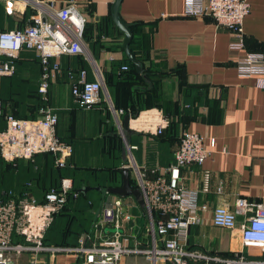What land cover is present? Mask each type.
Listing matches in <instances>:
<instances>
[{"label":"crops","instance_id":"1","mask_svg":"<svg viewBox=\"0 0 264 264\" xmlns=\"http://www.w3.org/2000/svg\"><path fill=\"white\" fill-rule=\"evenodd\" d=\"M48 1H55L59 7L68 3L77 4L87 16L94 33L100 31L101 35L100 43L95 47L91 41L85 40V54L61 56L59 61L63 71L50 86V104L59 117L58 135L74 147L71 166L61 169L59 178H73L75 188L78 183L81 187H92L99 181L120 186L123 182L122 164L128 162V154L125 139L119 133L123 118L129 112L116 116L107 108L106 102L85 109L72 93V83L77 81L80 74H75L74 70L83 68L87 71L88 80L103 78L106 87L103 96L107 93L113 102L106 83V74L110 73L114 62L126 64V53L121 45L124 33L112 19L111 6L115 0ZM250 2L251 12L244 22L246 48L242 51L230 49L232 34L227 28L218 25L212 17L185 15L186 0H122L120 7L123 20L129 24L153 23L152 27H146L145 32L151 46L146 64H152L154 68L152 73L155 78V103L145 107L136 117L139 116L141 121H145L144 117L157 110L165 116L169 111L175 114L174 121L180 130L185 126L186 130L206 136V146L211 149V154L203 164H193L182 173L186 186L199 190L200 202L207 203L211 210L220 205L233 208L238 197L264 202V88L257 86L256 76H242L236 68L237 59L244 52L264 53V0ZM0 3L3 27L13 29L29 23L34 11L31 7L8 14L4 1L0 0ZM19 60L21 63L17 69L19 67L21 72L14 87L9 82L10 77H0V98L4 94L13 97L21 94L23 100H26L27 86L32 88L39 84L41 73L37 53L24 50ZM70 69H74L73 79L69 78ZM33 78L36 79L35 83L32 82ZM142 82L136 88L145 89L147 85ZM15 102L8 103L7 109L10 110ZM157 103L161 105L158 106ZM149 125L151 127L145 129L130 126L134 130L130 135V144L137 146L133 150L134 158L139 166L148 169L169 165L174 160L176 143L158 139L152 130V123ZM4 127L5 118L0 116V128ZM119 136L121 144L115 146ZM211 139H215L214 147L210 144ZM96 141L99 142L98 145ZM90 150L107 154L115 163L101 168L85 163L86 152ZM50 160L54 166L53 156L45 153L35 157L34 166V161L30 160L18 159L11 164L0 159V183L4 185L7 180V186L0 189V195L5 189L24 188L30 181L34 195L42 199L45 188L53 180V176L45 168ZM117 166L120 169L115 174L109 175L106 171H101ZM134 175L130 170L131 180L136 183ZM52 182L54 184L55 180ZM220 186L221 192L218 189ZM96 187L98 186H93L88 191L87 201L90 204L101 199L100 203L103 205L106 199L116 195L107 190L106 193L98 192L93 189ZM124 198L133 205L131 211L139 216L137 232L141 235L145 227V219L141 215L144 207L133 196ZM97 207L87 209L85 201L80 200L79 217L80 221L87 223L85 229L68 243H45L55 246L76 245L81 235L91 231L99 213L94 214ZM63 218L60 217L53 228L61 227ZM204 218L203 224L190 227V248L201 249L212 257L220 258L234 257L237 254L253 258L261 256L257 245H245L242 242L239 230L214 226L211 222V211L205 213ZM21 256V264H34L31 262L33 255L25 253ZM35 264H82V260L73 254L58 253L52 256L42 253ZM120 264L173 263L131 255L123 257Z\"/></svg>","mask_w":264,"mask_h":264},{"label":"built area","instance_id":"2","mask_svg":"<svg viewBox=\"0 0 264 264\" xmlns=\"http://www.w3.org/2000/svg\"><path fill=\"white\" fill-rule=\"evenodd\" d=\"M3 1L8 14L29 7L34 11L24 27L0 31V77L15 73L16 60L22 51H35L41 65L39 93L44 103L39 108V117L18 118L13 113L4 114V101L0 98V116L5 118V127L0 128V157L7 161L34 160L38 154L50 153L56 168L70 167L74 147L58 135L59 117L50 104L49 90L63 71L59 58L87 52L84 32L88 18L75 3L59 7L55 1L48 0ZM185 4V15L210 16L227 28L233 36L231 50L246 48L244 22L251 12L250 0H186ZM236 68L242 76H256L257 86L264 88L263 52H244L237 59ZM68 74L70 79L74 78L72 71ZM104 89L103 78L88 80L85 69L72 83L74 98L83 108L91 109L106 102L116 116L124 114L125 110L117 109L107 93L103 96ZM129 115L131 127L136 122L135 128L145 129L152 123L155 134H161L170 123L160 110L144 117L145 121L130 112ZM206 140L199 132L184 130L173 162L150 169L137 164L133 155L137 146L126 145L131 162L128 159L122 168L134 170L137 188L146 203L141 214L145 219L141 235L137 232L139 216L131 211L133 205L115 195L104 201L91 231L81 235L76 245H47L45 238L56 214L71 196L80 197L73 178L62 177L57 186L45 191L42 199L27 192L5 190L0 198V264H13L12 257L25 253L33 255L34 264L42 253L73 254L82 264H120L123 257L131 255L169 260L173 264H264V202L238 197L233 208L220 205L211 210L207 203L200 202L199 190L184 183L183 170L203 164L211 154ZM210 144L214 147L215 139ZM218 189L221 192L222 186ZM210 211L214 226L239 230L242 242L257 245L261 256L237 254L220 258L190 248V227L203 224L204 214Z\"/></svg>","mask_w":264,"mask_h":264},{"label":"trees","instance_id":"3","mask_svg":"<svg viewBox=\"0 0 264 264\" xmlns=\"http://www.w3.org/2000/svg\"><path fill=\"white\" fill-rule=\"evenodd\" d=\"M24 18V16H21ZM20 17V18H21ZM3 21V16H2V9H1V3H0V31L4 29H9L6 27H3L2 24ZM107 24V23H106ZM153 23H146V22H135L130 24V28L132 30V38L130 41V47L132 49V52L134 53L135 57L140 61L143 71L138 72L134 63L129 60V58L126 56V64L121 63V62H114L111 65V70L110 73L106 74V83L107 86L112 94L114 106L117 109H124L125 112H130L134 117H136L145 107H150L155 103V94L153 91H155V78L154 74V68L151 65L146 64V60L148 59V54L150 51V44H149V37L148 34L145 32L146 27H152ZM19 27V26H18ZM16 27V28H18ZM22 28V27H20ZM98 31L97 33H94L92 25H90L88 22L85 27V32H84V40L91 41L92 45L95 47V45L100 43L101 40V35ZM122 48L124 49L123 44ZM82 55V54H77ZM76 56V55H74ZM2 57H0V60ZM39 62V67H40V73H41V65L40 61ZM21 61L19 58L16 60L17 66ZM124 66H127L126 69H124ZM19 69V67H18ZM16 69L15 73L11 76H5V77H10L11 79L9 80L10 84L14 87L16 81L18 80V76L21 72ZM80 69V68H79ZM83 68L80 70H74L75 74L79 73ZM72 69L68 71H72ZM40 81V80H39ZM140 81L145 82L147 85L145 89H138L136 88V85L140 83ZM32 82H36V79H32ZM142 82V83H143ZM21 90V89H20ZM28 90V96L27 99L23 100L22 95L20 94L17 97H13V95L9 94H4L2 96V100L4 101V114L7 113H13L16 117L18 118H37L40 116L39 114V108L43 105V100L42 97L39 93V84L37 87H32L29 88L27 86ZM22 91V90H21ZM13 97V98H12ZM16 101L13 103V106H11V109H7V104L13 101ZM25 101V103H24ZM27 101V103H26ZM158 106H160V103H157ZM168 118L170 119L169 125L164 129V131L161 134H156L155 136L160 139V140H168L171 143H176V148H178L180 144V138L181 134L186 130V127L183 126L181 130L178 128L177 122L175 120V114L171 112L166 113ZM182 119V118H181ZM183 130V131H182ZM182 131V132H181ZM117 142L115 146L120 145L121 142V137L116 139ZM119 141V142H118ZM175 152V151H174ZM48 156H50V153H45ZM1 160H4V158L0 157ZM35 160V159H34ZM30 160V161H34ZM18 160L15 161H9L8 163H15ZM33 166L35 165L32 162ZM51 167V170H49ZM46 172L51 174V177L53 176V180H55L56 185L52 184L53 182L51 181V185L45 188V191L50 189L52 186H57L59 180L62 178H59V172L61 169L56 168L55 165L53 166L51 160L46 164L45 166ZM119 167H112V168H104L101 171L107 172L109 175L115 174L116 171H119ZM92 171L94 169H91ZM149 175L151 176V172H149ZM35 179V178H34ZM59 179V180H58ZM132 185L134 187H137V183L134 182V180H131ZM93 186H100L102 189H96L98 192H105L108 187L112 186L109 182L106 181H99L98 183H95L92 185ZM80 183L77 184L76 189L80 192V197L79 198H73L72 196L70 197L69 201L65 205V207L55 216V220L50 227L48 236L46 237L45 242H55V241H60L61 243H68L70 240H72L74 237L78 236L82 230L85 229V225L87 224L84 221H80V208L79 207V201L84 200L85 201V206H87V209L90 207H97V202L93 201L91 204L87 201L89 198L88 192L85 194L80 190ZM14 190V189H13ZM20 194H23L24 192H27L30 195H34V192L32 191V182H27L26 186L24 188H20L16 190ZM3 196V193H1L0 198ZM86 209V210H87ZM156 212H154V216L156 217ZM60 217H64L62 221V226L56 227V223L58 222V219Z\"/></svg>","mask_w":264,"mask_h":264},{"label":"water","instance_id":"4","mask_svg":"<svg viewBox=\"0 0 264 264\" xmlns=\"http://www.w3.org/2000/svg\"><path fill=\"white\" fill-rule=\"evenodd\" d=\"M122 0H115L111 6L112 19L116 26L124 33L123 46L126 53V56L129 58L131 62L134 63L138 72H142L143 68L140 61L135 57L132 49L130 47V41L132 38V30L130 28V24L123 20L120 14ZM134 132L130 128V115L126 114L123 118V122L121 125L120 135L124 137L125 143L130 144V135ZM123 169V182L120 186H111L107 188V192L113 193L119 196H133L139 202L142 207L146 206L145 199L142 191L133 187L131 184V176H130V168H122ZM97 189H102V187L98 186ZM92 187L84 185L80 188L83 193H87Z\"/></svg>","mask_w":264,"mask_h":264},{"label":"rangeland","instance_id":"5","mask_svg":"<svg viewBox=\"0 0 264 264\" xmlns=\"http://www.w3.org/2000/svg\"><path fill=\"white\" fill-rule=\"evenodd\" d=\"M96 144L98 145L99 142L96 141ZM86 157L87 158L85 159V161H86L85 163H89V165L95 166L97 168L105 167L106 165H111V164L115 163V160L110 159V157L107 154H103L99 150H96L94 152H91V150H90L89 152H86ZM128 159L131 162V158L129 155H128ZM132 174L134 175V170L132 171ZM6 184H7V180H6L4 185L0 183V189L5 188L7 186ZM95 197H96V195H95ZM94 199H96V198H94ZM95 201L98 202V207L95 209L94 214H97L101 210L102 204L100 203L101 199H99V200L96 199ZM22 259H23L22 256L12 257L13 264H21ZM162 261L163 262H169V260H162Z\"/></svg>","mask_w":264,"mask_h":264},{"label":"bare ground","instance_id":"6","mask_svg":"<svg viewBox=\"0 0 264 264\" xmlns=\"http://www.w3.org/2000/svg\"><path fill=\"white\" fill-rule=\"evenodd\" d=\"M138 123H136V122H133V126H136Z\"/></svg>","mask_w":264,"mask_h":264}]
</instances>
